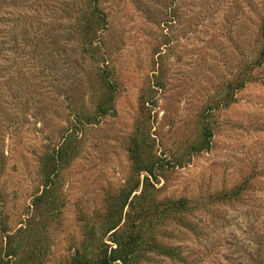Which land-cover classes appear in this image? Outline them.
Instances as JSON below:
<instances>
[{"label":"rangeland","instance_id":"1","mask_svg":"<svg viewBox=\"0 0 264 264\" xmlns=\"http://www.w3.org/2000/svg\"><path fill=\"white\" fill-rule=\"evenodd\" d=\"M93 6L105 16L97 45L117 80L113 109L79 129V153L58 178L65 206L37 235V264L71 261L87 220L129 179L138 132L152 143L161 198L204 203L245 183L238 199L188 216L194 229L163 228L160 240L180 248L181 261L150 254L140 264H264V0H0L8 224L31 213L38 157L74 125L73 113H95L99 51L82 52L74 29ZM206 128L210 148L191 152Z\"/></svg>","mask_w":264,"mask_h":264},{"label":"trees","instance_id":"2","mask_svg":"<svg viewBox=\"0 0 264 264\" xmlns=\"http://www.w3.org/2000/svg\"><path fill=\"white\" fill-rule=\"evenodd\" d=\"M102 24H105V16L93 6L82 11L81 18L74 27L82 52L99 51L94 55L100 62V82L96 91L101 96L95 113H84V118L73 113L74 125L65 129L61 140L56 145L47 147L38 157L41 183L28 207L31 208V213L22 214L17 227L12 228L8 224L4 201L0 200V264H37L41 249L38 247L39 241H36L37 235L41 234V229L57 220L65 206L58 178L61 170L79 153V129L94 124L113 109L117 80L101 53L99 44L97 45L98 28ZM259 56L264 58V48ZM155 92L152 90L153 94ZM149 100L144 97L142 103L146 105ZM141 133H136L129 149V179L117 194L107 197L104 212L87 220L83 240L71 261L61 264H140L142 260L150 261V254L181 261L180 248L164 244L160 240L164 236L163 228L172 222L194 229V224L187 217L196 209L210 203L236 200L245 190V183H242L231 190L210 195L204 203L186 198H161V175L157 172V161L152 156V143L146 132ZM212 136V131L206 128L200 140L191 145V152L208 150Z\"/></svg>","mask_w":264,"mask_h":264}]
</instances>
